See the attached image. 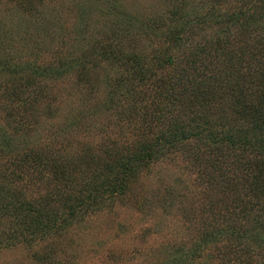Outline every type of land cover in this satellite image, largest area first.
I'll use <instances>...</instances> for the list:
<instances>
[{
  "label": "rangeland",
  "instance_id": "1",
  "mask_svg": "<svg viewBox=\"0 0 264 264\" xmlns=\"http://www.w3.org/2000/svg\"><path fill=\"white\" fill-rule=\"evenodd\" d=\"M26 1L0 0L1 205L17 193L35 202L82 192L80 179L87 165H95L107 149H126L133 141V125L148 112L155 113V103L168 108L175 104L177 89L169 85L182 77V68L163 66L158 56L186 55L205 46L217 37L215 25H241L236 19L225 22V16L262 6L259 11H264V0ZM260 19L264 25V17ZM175 25H190L180 46L167 34ZM236 31L233 27L232 33ZM130 53L146 58L149 66L155 64L144 81L125 56ZM3 57L10 59V67H27L15 73ZM60 65L64 67L55 69ZM31 66L44 71L35 83L28 81L35 74ZM164 87L173 94L164 95ZM189 144L187 151L166 145L142 172L139 186L125 196L88 205L66 229L68 234H22L8 240L29 224L20 212L0 208V264H178L210 221L226 231L209 246L201 264L220 263L217 249L228 251L238 264L247 258L251 264H264L254 215L234 207L235 201L226 197L227 187L198 181L199 168L187 154L196 146ZM40 158H53L72 169L81 164L74 172L79 187L58 192L51 162L42 164ZM242 162L231 154L221 164L230 171ZM233 171L232 177L243 174ZM238 192L241 197L245 190L238 187ZM212 211L221 213V219L214 221ZM227 229L242 237L234 239Z\"/></svg>",
  "mask_w": 264,
  "mask_h": 264
},
{
  "label": "trees",
  "instance_id": "2",
  "mask_svg": "<svg viewBox=\"0 0 264 264\" xmlns=\"http://www.w3.org/2000/svg\"><path fill=\"white\" fill-rule=\"evenodd\" d=\"M28 1L35 3L34 0H27L26 3ZM259 10L225 16V22L236 19V23L241 22V25H215L219 27L217 37L186 55L158 56L156 59L161 61V65L173 64L182 68V77L169 85L173 87L172 91L177 89L175 104L168 108L155 103V113L148 112L140 123L133 125L132 143L126 149H107L106 155L97 159L95 165H87L88 171L80 179L84 182L80 185L82 192L56 199L63 200L57 208L52 206L56 200L49 195L43 200L30 202L17 193L4 205L0 204V208L20 212L18 214L29 224L21 231L10 234L8 240H15L22 234L23 237L31 235L33 238L56 232L68 234L66 229L89 206L103 203L112 195L125 196L133 187L139 186L142 172L162 155L166 145L187 151L186 146L193 141L196 149L191 146L192 152L187 154L192 159L191 163L199 168L198 181L208 185L217 182L221 187H227V192L222 191L226 192L228 199L235 201L234 207H238L241 214L254 215L260 235L258 238L264 245V25H260L264 11ZM187 26L190 25H175L168 30V38L173 45H181L182 33ZM233 27L238 29L234 34ZM169 50L167 47V52ZM125 56L135 63L141 81L153 74L155 64L149 66L150 62L146 58L142 60L140 54ZM183 61L185 65H179ZM2 62L5 66H12L6 57ZM26 67L10 68L20 73ZM62 67L60 65L55 69ZM31 69L35 74L28 81L35 83L44 71L32 66ZM194 72L197 74L192 77ZM162 89L164 95L173 94L167 87ZM179 101H182L181 104L176 103ZM174 111L177 114L170 115ZM231 154L243 160L233 167L243 171L241 177H232L233 169L225 171L221 164ZM52 159L42 161L40 158L39 161L42 164L51 162L53 176L58 183L57 191L79 187L74 172L81 164L72 169L68 164ZM238 187L245 190L241 197ZM3 189L0 188V201L4 199ZM244 197L246 199L241 200ZM212 212L214 221L221 219V213ZM204 228L196 246L190 253L184 254L178 264H201L209 246L214 245L226 231L221 224L212 221L205 223ZM227 232L232 233L236 240L242 237L235 229H227ZM246 250L244 246L242 251L245 253ZM216 254L220 260L218 264H238L232 261L228 251L217 249ZM250 259H241L239 264H251Z\"/></svg>",
  "mask_w": 264,
  "mask_h": 264
}]
</instances>
